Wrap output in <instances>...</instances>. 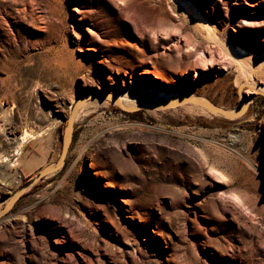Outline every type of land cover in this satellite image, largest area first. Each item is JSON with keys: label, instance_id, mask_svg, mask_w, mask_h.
Instances as JSON below:
<instances>
[{"label": "rangeland", "instance_id": "obj_1", "mask_svg": "<svg viewBox=\"0 0 264 264\" xmlns=\"http://www.w3.org/2000/svg\"><path fill=\"white\" fill-rule=\"evenodd\" d=\"M236 58L264 87V0H0V211L58 161L82 96L158 75L235 112ZM241 95L234 120L96 97L64 168L0 218V264H264V95Z\"/></svg>", "mask_w": 264, "mask_h": 264}, {"label": "water", "instance_id": "obj_2", "mask_svg": "<svg viewBox=\"0 0 264 264\" xmlns=\"http://www.w3.org/2000/svg\"><path fill=\"white\" fill-rule=\"evenodd\" d=\"M244 87H247L245 84L240 85L238 89V94L240 95L242 99L241 103V108L239 111H229L226 110L222 107L217 106L213 102H211L208 99H205L203 97H198V98H181L177 102H173L171 100L163 101L160 103H146L143 104L140 107L137 108H128L125 107L119 96L116 94H111L109 91H93L90 92L81 98H79L76 103L73 105L69 117L66 119V126L64 129V134H63V140H62V150L61 154L59 156L58 161L48 167L43 169L36 177L33 179L29 180L26 182L23 186H21L16 193L12 196V198L9 200L8 204L5 206V208L0 211V218L4 217L7 215L17 204V202L25 195V193L37 182H40L44 180L46 177L60 171L61 169L64 168L66 158L68 156L72 141H73V132H74V124L76 121V116L78 111L80 110L81 106L90 98V97H101V98H107L112 100L118 107L119 109L123 110L124 112L127 113H134L142 110H147V109H170V108H175V107H180L184 105H196L200 106L203 108H206L213 114L217 116H221L226 119L234 120L242 117L249 106V103L245 97L241 95V91Z\"/></svg>", "mask_w": 264, "mask_h": 264}, {"label": "bare ground", "instance_id": "obj_3", "mask_svg": "<svg viewBox=\"0 0 264 264\" xmlns=\"http://www.w3.org/2000/svg\"><path fill=\"white\" fill-rule=\"evenodd\" d=\"M185 6L189 8L190 11L196 12V8L189 3H186ZM188 10V11H189ZM197 13V12H196ZM194 15V14H193ZM200 17V15H199ZM202 19V18H200ZM203 20V19H202ZM210 33V32H209ZM236 62L240 64L241 76L245 78V85L252 91L259 92L264 95V87L257 84L252 78L253 73L247 66L243 64V62L239 59H235ZM147 74L152 75L153 73L150 71H146ZM154 77L159 81L161 87L157 90L145 91L144 89H139L138 91H125L121 94H118L122 104L128 108H137L146 103H160L163 101L171 100L173 102H177L181 98H192L191 95L186 94H173L166 92L169 89V85H171L170 78L166 76H158L154 75ZM168 85V86H166ZM100 98V97H99ZM96 100L84 103L80 110L77 113L76 119L79 118V115L83 112H88L96 107H98L102 102L95 97ZM183 111L187 114L191 115H206L207 111L204 108L198 106H182Z\"/></svg>", "mask_w": 264, "mask_h": 264}]
</instances>
